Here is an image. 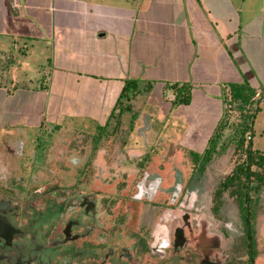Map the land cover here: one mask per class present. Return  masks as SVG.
Masks as SVG:
<instances>
[{
    "label": "crops",
    "instance_id": "1",
    "mask_svg": "<svg viewBox=\"0 0 264 264\" xmlns=\"http://www.w3.org/2000/svg\"><path fill=\"white\" fill-rule=\"evenodd\" d=\"M9 47L17 56L0 63L44 65L32 81L0 64L8 96L54 86L45 95L55 101L90 104L87 112L63 111L68 126L81 119L98 127L111 101L107 123L127 80L147 86L151 101L175 98L172 85L188 86L187 105L174 101L157 115L148 107L142 116L150 126L162 116L165 140L191 148L189 136L206 118H214L208 144L222 128L229 85L264 90V0H0V55ZM23 79L37 87L18 89Z\"/></svg>",
    "mask_w": 264,
    "mask_h": 264
},
{
    "label": "flooded vegetation",
    "instance_id": "2",
    "mask_svg": "<svg viewBox=\"0 0 264 264\" xmlns=\"http://www.w3.org/2000/svg\"><path fill=\"white\" fill-rule=\"evenodd\" d=\"M106 124L95 128L103 134ZM39 127L22 130L18 146L14 130L0 138V264H264L253 198V186L264 185L231 173L209 190L202 174L159 171L139 153L137 171L109 172L87 145L51 159L49 140L64 126ZM154 127L144 126V137ZM229 178L241 180L222 188ZM229 197L235 222L224 211Z\"/></svg>",
    "mask_w": 264,
    "mask_h": 264
},
{
    "label": "rangeland",
    "instance_id": "3",
    "mask_svg": "<svg viewBox=\"0 0 264 264\" xmlns=\"http://www.w3.org/2000/svg\"><path fill=\"white\" fill-rule=\"evenodd\" d=\"M11 49L12 47H9L10 51H4L0 57H6L8 59L11 57L15 58L17 54L11 53V51H13ZM3 59V63L0 64L4 65L2 66L4 68L8 67L10 74L13 73L14 75L15 71L20 75L26 74L27 78L32 81L34 80L33 77L38 80L40 77L36 76L37 73L43 71L40 67L44 64L41 62L38 63L40 66L35 64L34 68H24L23 65H21L22 69H19L17 65L15 68H11L16 64L15 59L13 64L7 63V61ZM32 65L34 64L32 63ZM0 82H3V84H0V138L6 133L5 130H14L11 134L12 140L15 142V145L18 146L22 144L26 138L24 134H21L22 130L27 131L26 134H29V131L33 133L40 129L39 126H41V124L62 125L64 128H55L56 132L53 133L55 136L49 140L46 155L51 159L73 154L71 148L74 146L85 147V145H87L89 151L90 146L93 147L94 160L101 162L106 171L125 173L138 170L140 159L134 158L133 156L139 153L141 154V158L146 156L157 159L159 164L155 166L159 171L165 172L172 167L173 171L175 170L176 172L202 174L203 176L200 179L209 182L210 185L206 186V188L212 190V188L217 186L218 180H222L230 175L236 166L245 160V150L248 148V145H250L251 150L264 153V95L261 97L257 96V101L253 105V117L251 120H247L245 124L244 122L246 119L244 120L243 118L245 113H241L230 98V103L228 105L231 107L229 109L227 105L225 106L227 116L222 120L223 126L212 138V141H214L211 145L214 144V151L211 153L210 159L208 161L201 160L196 162L193 160L192 153L202 156L205 150L207 151L211 147V145L208 144V139L210 135H212L214 118H206L207 124L198 127L201 133L193 132L190 134L189 144L191 148L181 143H174V145H171L172 147H169V141L165 140V132L158 131L161 127L160 121L158 120L162 116L156 115L158 113L165 114L167 109L170 108V104L174 103L175 98L157 96L151 101L147 98L146 86L141 85V93L128 104L130 111L121 112L119 117H117L118 111H116L115 117L108 121L105 132L100 134L97 128L89 124H84L81 119H76L74 122H71L69 126L70 128L72 126L83 128V131H80L79 128L69 129L65 127L68 126L69 120L62 114L63 111H66L71 105L74 108L70 107V109L87 112L88 109H91L90 104H87V102L82 101L69 105L68 101H55L52 92L50 96L45 95L48 91L50 92L54 86H47V89L48 87L49 89H43V92L38 95H34V93L31 92H23L15 97H11V95L8 96L6 92L10 88L9 84L4 83V80ZM35 87H37L35 83L30 85L25 79L17 86V88L21 90L24 88L32 90ZM74 89H76V87ZM69 95L68 92L67 96ZM114 99H117V96ZM113 103L114 102L110 101L104 106L106 110L101 112L103 115L98 116L97 120H95L98 126H103L106 123V116L110 113V108ZM148 107L153 109V113L156 114L153 117L152 123L153 127H155L152 132L146 133L144 137V126H147V124L143 121L142 113L146 111L145 109ZM132 115H136L137 119L140 117V125L135 122L137 119L132 122ZM131 125L132 129H130ZM99 135L100 141L98 144L94 145L93 143ZM248 135L252 136L249 141L247 139ZM196 137H198V139H196ZM241 138H243L245 142L242 148L239 145ZM70 143L71 145L68 146ZM26 151L27 147H23V154H26ZM76 151V156L82 157L83 154H80L78 149ZM23 154L21 156H23ZM173 157L175 158L173 159ZM177 159L178 163H173ZM172 160L174 161L172 162ZM143 165L148 166L149 164ZM252 170L257 169L252 168ZM258 172L264 175V170H258ZM253 190L255 191L253 195L254 204L259 207L258 219L259 224H261V222L264 223V186L261 189H259L258 186H253ZM223 204L225 205L224 211L227 213L229 221L235 222L234 201L231 197L225 198Z\"/></svg>",
    "mask_w": 264,
    "mask_h": 264
},
{
    "label": "trees",
    "instance_id": "4",
    "mask_svg": "<svg viewBox=\"0 0 264 264\" xmlns=\"http://www.w3.org/2000/svg\"><path fill=\"white\" fill-rule=\"evenodd\" d=\"M141 83L137 80H127L121 89L120 95L114 105V108L111 114L108 117V121L115 117V112L118 111V116H120L121 112H129L128 104L132 101L137 95L141 93ZM172 91L175 93V103L177 104H184L187 105L190 101V90L188 86L182 85L178 87L177 85L171 86ZM230 91V100L233 101L237 109L242 113L244 112L245 115L243 116L244 124L247 120H251L253 117V105L257 101V96H263L264 90L262 94H257V91L249 86L248 83L244 82L242 84H231L229 85ZM146 90L149 89L146 86ZM230 100H225L226 105L230 103ZM252 109V110H251ZM107 121V123H108ZM107 125V124H106ZM103 129V128H102ZM214 141V140H213ZM211 140L209 144L213 143ZM249 141V140H248ZM244 139L241 138L239 141V145L243 146ZM214 144L205 152L202 156L198 154H192L193 160L199 162L201 160L208 161L211 157V153L214 151ZM255 168L257 170H252ZM258 170H264V153H259L251 150L250 145L245 150V160L236 166L232 173L242 175L245 180H251L255 185L263 186L264 185V175ZM238 181L240 182L241 178H229L227 179L228 184L222 185V188H233V185L229 183L231 181Z\"/></svg>",
    "mask_w": 264,
    "mask_h": 264
},
{
    "label": "built area",
    "instance_id": "5",
    "mask_svg": "<svg viewBox=\"0 0 264 264\" xmlns=\"http://www.w3.org/2000/svg\"><path fill=\"white\" fill-rule=\"evenodd\" d=\"M230 107H231L230 105H227V108H229V109H230ZM251 138H252V136H251V135H248V136H247V139H248V140H251Z\"/></svg>",
    "mask_w": 264,
    "mask_h": 264
}]
</instances>
